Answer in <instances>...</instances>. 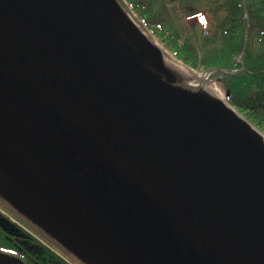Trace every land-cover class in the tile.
<instances>
[{"label": "water", "instance_id": "obj_1", "mask_svg": "<svg viewBox=\"0 0 264 264\" xmlns=\"http://www.w3.org/2000/svg\"><path fill=\"white\" fill-rule=\"evenodd\" d=\"M0 183L85 264H264V135L118 0H0Z\"/></svg>", "mask_w": 264, "mask_h": 264}, {"label": "trees", "instance_id": "obj_2", "mask_svg": "<svg viewBox=\"0 0 264 264\" xmlns=\"http://www.w3.org/2000/svg\"><path fill=\"white\" fill-rule=\"evenodd\" d=\"M127 1L179 60L204 71L216 69L212 76L230 92V103L264 132V0H245L247 11L244 0H213L217 4L209 12L218 24L211 36L190 33L184 39L179 27L167 28L156 18L153 3ZM186 26L188 30L191 28V25ZM247 26L249 41L242 56L246 70L232 73L234 69L242 68L236 59L242 54ZM212 42L215 44L210 46Z\"/></svg>", "mask_w": 264, "mask_h": 264}, {"label": "rangeland", "instance_id": "obj_3", "mask_svg": "<svg viewBox=\"0 0 264 264\" xmlns=\"http://www.w3.org/2000/svg\"><path fill=\"white\" fill-rule=\"evenodd\" d=\"M153 3V7L156 11V18L159 21L164 22L167 28L177 26L181 29L182 39L186 38L190 33H196L199 36H211V33L218 24L217 20L214 19L209 10L217 3H213V0H146ZM125 11L131 16V18L139 25V27L144 31L145 35L155 42L164 53V63L165 65L173 71L179 81H192L198 77H207L206 84L211 86L214 93L218 95L224 101L229 102L230 93L225 88L224 84L212 76L213 71L208 72L203 69H196L188 66L183 61L179 60L173 52H171L164 44L157 38V36L150 31L147 27V23L141 20V17L135 12L127 1H121ZM202 13L203 15L195 17L197 14ZM204 17L202 20L201 18ZM176 21V22H175ZM202 21L204 24H202ZM191 25L188 30L186 25ZM173 25V26H172ZM195 40V38H194ZM212 42L210 46L214 45ZM243 61L242 57H238L236 61L241 65ZM242 68H237L241 70ZM228 71V70H227ZM234 71H236L234 69ZM229 72V71H228ZM243 115V113H241ZM244 116V115H243ZM245 117V116H244ZM257 127V126H256ZM258 128V127H257ZM259 129V128H258ZM260 130V129H259ZM261 131V130H260ZM264 135V132L261 131Z\"/></svg>", "mask_w": 264, "mask_h": 264}, {"label": "flooded vegetation", "instance_id": "obj_4", "mask_svg": "<svg viewBox=\"0 0 264 264\" xmlns=\"http://www.w3.org/2000/svg\"><path fill=\"white\" fill-rule=\"evenodd\" d=\"M24 224L44 234L13 207L5 187L0 183V264H12L7 262V257L14 258V264H65L55 257L48 246L35 240L24 229ZM50 238L52 241L53 238Z\"/></svg>", "mask_w": 264, "mask_h": 264}, {"label": "bare ground", "instance_id": "obj_5", "mask_svg": "<svg viewBox=\"0 0 264 264\" xmlns=\"http://www.w3.org/2000/svg\"><path fill=\"white\" fill-rule=\"evenodd\" d=\"M202 20L204 17L201 18ZM140 28V27H139ZM141 29V28H140ZM142 30V29H141ZM207 77H198L195 80L192 81H179V84L183 87V89H186L187 91H190L191 94H196L201 97H218L217 94L214 93L211 86H208L206 82Z\"/></svg>", "mask_w": 264, "mask_h": 264}, {"label": "built area", "instance_id": "obj_6", "mask_svg": "<svg viewBox=\"0 0 264 264\" xmlns=\"http://www.w3.org/2000/svg\"><path fill=\"white\" fill-rule=\"evenodd\" d=\"M55 252H57V254H59L60 256H62L69 263L74 264L73 262L70 261V259L68 257H66L65 255H63L60 251H58V250L55 249Z\"/></svg>", "mask_w": 264, "mask_h": 264}]
</instances>
